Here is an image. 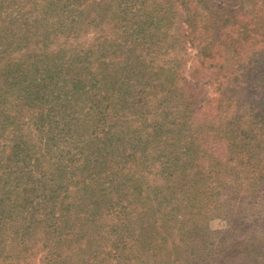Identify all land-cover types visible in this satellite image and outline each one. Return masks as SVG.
<instances>
[{
    "label": "trees",
    "instance_id": "obj_1",
    "mask_svg": "<svg viewBox=\"0 0 264 264\" xmlns=\"http://www.w3.org/2000/svg\"><path fill=\"white\" fill-rule=\"evenodd\" d=\"M184 6L0 0V264H264V115L187 83Z\"/></svg>",
    "mask_w": 264,
    "mask_h": 264
},
{
    "label": "rangeland",
    "instance_id": "obj_2",
    "mask_svg": "<svg viewBox=\"0 0 264 264\" xmlns=\"http://www.w3.org/2000/svg\"><path fill=\"white\" fill-rule=\"evenodd\" d=\"M178 2L190 9L189 13L185 10L182 13L181 10L186 19L191 23L197 20L196 29L185 38L180 55L185 60L184 75L187 83L197 90L199 98L217 96L215 88L222 85L227 96L240 101V109L253 108L264 115V73L259 79H246L242 76L248 65L264 66V37H260L264 31V0ZM213 13L220 16V22L210 25L214 20L211 18ZM207 43L210 44L208 50L214 59L200 60L197 52ZM205 106V101L200 102L197 110ZM234 106L238 107L236 103ZM211 108L214 109L215 104ZM208 226L211 230L223 231L227 228V220L215 217L208 222Z\"/></svg>",
    "mask_w": 264,
    "mask_h": 264
}]
</instances>
